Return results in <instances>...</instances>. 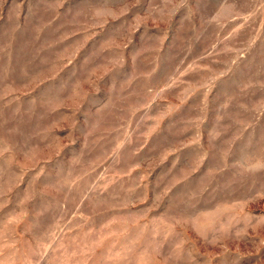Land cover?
I'll return each mask as SVG.
<instances>
[{
    "label": "rangeland",
    "instance_id": "374dc122",
    "mask_svg": "<svg viewBox=\"0 0 264 264\" xmlns=\"http://www.w3.org/2000/svg\"><path fill=\"white\" fill-rule=\"evenodd\" d=\"M0 264H264V0H0Z\"/></svg>",
    "mask_w": 264,
    "mask_h": 264
}]
</instances>
